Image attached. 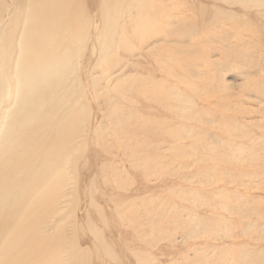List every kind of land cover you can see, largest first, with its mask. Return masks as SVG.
<instances>
[{"label": "rangeland", "instance_id": "374dc122", "mask_svg": "<svg viewBox=\"0 0 264 264\" xmlns=\"http://www.w3.org/2000/svg\"><path fill=\"white\" fill-rule=\"evenodd\" d=\"M117 1L49 263L264 264V0Z\"/></svg>", "mask_w": 264, "mask_h": 264}, {"label": "bare ground", "instance_id": "6f19581e", "mask_svg": "<svg viewBox=\"0 0 264 264\" xmlns=\"http://www.w3.org/2000/svg\"><path fill=\"white\" fill-rule=\"evenodd\" d=\"M118 5L0 4V264H50L47 217L80 150L83 75L120 35Z\"/></svg>", "mask_w": 264, "mask_h": 264}]
</instances>
